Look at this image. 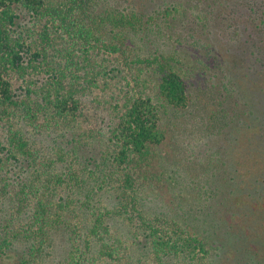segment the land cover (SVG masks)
<instances>
[{
    "label": "trees",
    "instance_id": "16d2710c",
    "mask_svg": "<svg viewBox=\"0 0 264 264\" xmlns=\"http://www.w3.org/2000/svg\"><path fill=\"white\" fill-rule=\"evenodd\" d=\"M214 2L233 16L206 38L233 125L174 177L158 149L192 75L147 31L184 1L0 0V264H264V0ZM215 11L193 17L213 28Z\"/></svg>",
    "mask_w": 264,
    "mask_h": 264
},
{
    "label": "rangeland",
    "instance_id": "374dc122",
    "mask_svg": "<svg viewBox=\"0 0 264 264\" xmlns=\"http://www.w3.org/2000/svg\"><path fill=\"white\" fill-rule=\"evenodd\" d=\"M102 1L107 7L112 6L122 9L134 7L139 9L142 8L145 11L147 9L153 10V7L154 9L159 8V4H162L161 2L163 0H159L154 4L151 3V0ZM166 1L172 2L173 0ZM182 1H184L183 4L186 10L182 15H176V19L170 20L169 27L165 28L162 36L156 31V25H148L150 29L148 31L146 30L147 34H149V46L152 50L160 49L159 51L164 50L167 52L177 48L187 55L188 57L183 61L186 64L185 66H187L186 69H188L192 75L189 85V92L192 95L190 107L174 114L171 113V116L173 115V121L169 120L167 123L164 121L163 127L167 129L169 136L166 142L158 149L165 163L172 164V167H167V172L172 174L174 170V177L177 175L183 177L186 171H196V168L200 166L199 164H201L202 160L198 154L193 153L190 146H194V144L199 145L201 136L213 130L216 124L223 120L227 121L231 127L233 123L229 121L232 117L234 118L233 108H235L233 99L226 98V95L220 97L217 93L212 94V91L215 92V85L220 81V77H216L218 68L215 59L212 57L214 54L212 53V47L206 46V38L208 36L211 39L213 37H219L221 40L228 38V33L225 31L223 33L219 32L221 28L233 22V16L223 7H219V5L216 6L214 0H193L192 3H189L188 0ZM199 10H207L210 14L215 11L216 22H213V28L212 26H201L196 22L193 13L199 12ZM218 23L220 25L217 29L215 26ZM163 25L165 26V24ZM185 66L183 68H185ZM198 107H200L202 118H200L199 114L194 110V108ZM237 112H239V109H237ZM228 113L229 116L226 115ZM195 116H198V118H195ZM219 126L217 125V127ZM223 132H225V129ZM200 149L202 150V148ZM168 181L171 183L169 179ZM169 182H165V191H168L170 189L169 187L174 185V183L172 185ZM183 190H185V188ZM154 201L159 205H165L164 203L171 202V198L167 193L161 192L159 197L155 198ZM169 205L173 206L174 202L172 201ZM164 207L166 208V206Z\"/></svg>",
    "mask_w": 264,
    "mask_h": 264
}]
</instances>
